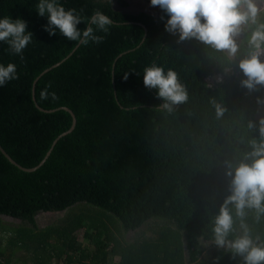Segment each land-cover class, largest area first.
I'll use <instances>...</instances> for the list:
<instances>
[{"label": "trees", "instance_id": "trees-1", "mask_svg": "<svg viewBox=\"0 0 264 264\" xmlns=\"http://www.w3.org/2000/svg\"><path fill=\"white\" fill-rule=\"evenodd\" d=\"M36 2L0 0V16H20L32 33L19 55L0 42V64H15L17 73L0 87V146L32 168L71 127L60 108L76 124L34 172L0 153V215L19 223L0 226V264H14L18 251L22 264H242L230 250L206 244L228 194L223 162L238 163L248 141L258 139L248 124L259 120L264 86L241 87L237 67L254 25L242 30L229 58L194 38L178 41L164 30L163 10L154 18L116 10L114 0H60L83 17L78 29L95 11L110 19L107 33L92 26L101 40L82 44L49 36ZM258 19L264 22V11ZM153 64L172 69L186 90V101L171 111L143 84V69ZM245 211L250 234L264 240V214ZM56 212L63 213L57 223L37 227L38 214ZM232 213L229 239L240 234ZM148 224L150 238L123 239Z\"/></svg>", "mask_w": 264, "mask_h": 264}, {"label": "clouds", "instance_id": "clouds-1", "mask_svg": "<svg viewBox=\"0 0 264 264\" xmlns=\"http://www.w3.org/2000/svg\"><path fill=\"white\" fill-rule=\"evenodd\" d=\"M149 3L167 14L164 30L176 35L178 41L194 38L216 50H227L229 56L237 54L235 38L247 26L254 25L247 36L249 51L238 60L237 67L243 77L241 87L253 91L258 85L264 86V22L258 19L264 11L258 5L264 4V0H149ZM34 9L38 16L46 18L42 27L49 36L59 32L68 40L82 44L103 38L94 33L92 26L107 33L111 23L106 15L95 11L88 17L86 27L78 29L83 17L75 9H65L60 0H37ZM31 40L32 33L26 30L24 19L0 16V42L6 43L14 54H21ZM16 77L15 64H0V87ZM143 84L156 90L161 106L168 111L187 99L184 85L172 69L164 70L155 64L145 67ZM222 112L217 105L216 115ZM248 128L258 133V139L248 141L250 150L242 154L238 163L223 162L224 174L229 177L228 194L211 219V232L215 245L239 256L242 264H264V240L253 237L244 221L246 209L254 210L257 218L264 214V118L255 123L250 121ZM232 209L239 218L240 234L229 239L230 233L235 232Z\"/></svg>", "mask_w": 264, "mask_h": 264}, {"label": "rangeland", "instance_id": "rangeland-1", "mask_svg": "<svg viewBox=\"0 0 264 264\" xmlns=\"http://www.w3.org/2000/svg\"><path fill=\"white\" fill-rule=\"evenodd\" d=\"M114 9L119 10L124 13H129V14H138V13H145L149 14L154 18H158L162 12V9H160L158 6H152L149 3V0H114L113 2ZM262 10H264V4H259L258 5ZM262 12V11H261ZM242 35L241 33L235 38L237 45L240 42ZM224 52L227 54L229 58H232L233 56H229L227 53V50H224ZM258 119L264 118V99L262 100L260 104L259 111L256 115ZM63 217V213H40L36 216L35 221L36 225L39 228L46 227L47 225H51L52 223H57V220H60ZM150 223H160V220L157 218L155 221L152 219L149 220ZM19 223L17 220H13L11 218L1 216L0 215V226L10 228L17 226ZM148 224L146 227H142L141 230L137 231H130L126 233L123 236V239L127 242H132L136 238H150L152 236V229L154 225ZM77 239L81 242L82 241V231H79L75 235ZM206 245H211L214 246V242H209ZM15 260L14 264H22V261L24 259V252L18 251L15 253V255L12 258ZM117 260V258L115 259Z\"/></svg>", "mask_w": 264, "mask_h": 264}, {"label": "water", "instance_id": "water-1", "mask_svg": "<svg viewBox=\"0 0 264 264\" xmlns=\"http://www.w3.org/2000/svg\"><path fill=\"white\" fill-rule=\"evenodd\" d=\"M34 99V98H33ZM38 108L39 111H42V112H45V113H49V112H53V110H50V111H44L42 109H40L38 106H36ZM61 110L63 111H66L70 114L71 118H72V123H71V127L69 128V130H67L66 132L62 133L61 135H59L52 143V146L56 143V141L58 139H60L61 137L67 135L68 133H70L72 131V129L74 128L75 124H76V120H75V116L73 115V113L67 109V108H60ZM59 109V110H60ZM51 146V148H52ZM51 148L50 150L47 152V154L45 155V157L41 160V162L39 164H37L35 167H32V168H25V167H22L21 165L17 164L4 150L3 148L0 146V153L3 155V157L10 163L12 164L13 166L17 167L19 170L23 171V172H34L36 171L44 162L45 160L47 159V157L49 156L50 152H51Z\"/></svg>", "mask_w": 264, "mask_h": 264}]
</instances>
